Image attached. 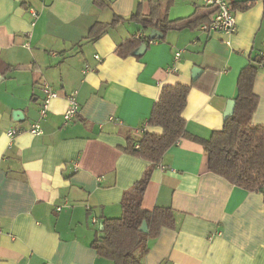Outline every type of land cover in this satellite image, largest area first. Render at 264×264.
I'll use <instances>...</instances> for the list:
<instances>
[{"label":"crops","instance_id":"crops-1","mask_svg":"<svg viewBox=\"0 0 264 264\" xmlns=\"http://www.w3.org/2000/svg\"><path fill=\"white\" fill-rule=\"evenodd\" d=\"M103 1L99 8L94 0H0V59L13 68L0 78V264H112L91 243L102 218L121 215L123 193L149 166L125 150L128 138H139L135 129L160 134L147 119L162 86L197 78L204 89L190 90L181 114L191 138L178 139L152 166L141 199L145 211L172 209L175 224L148 240L142 262L264 264V186L247 191L209 172L197 140L222 128L238 74L261 49L262 0H227L230 7L252 1L231 9V35L173 29L125 57L118 44L149 29L120 21L95 41L89 30L114 16H147L150 0ZM158 1L170 20L207 22L211 12L199 0ZM42 83L57 94L44 116ZM73 92L78 113L63 122ZM253 93L251 123L264 125V64Z\"/></svg>","mask_w":264,"mask_h":264},{"label":"trees","instance_id":"trees-1","mask_svg":"<svg viewBox=\"0 0 264 264\" xmlns=\"http://www.w3.org/2000/svg\"><path fill=\"white\" fill-rule=\"evenodd\" d=\"M251 3L252 1L233 3L231 9L236 5L240 9H247ZM262 3L264 20V0ZM94 4L99 8L106 6L103 0H94ZM149 4L150 12L147 16L136 12L127 19L114 16L110 23L93 24L89 30V38L94 41L99 39L109 26L120 21H135L150 32H159L160 36L155 35L153 38L149 37L150 34L145 37L140 35L119 43L116 53L125 57L136 52L142 43L162 40L169 30L197 28L206 22L205 17L170 20L167 6L163 8L158 0H150ZM261 64H264V59L257 54L241 69L236 81L233 113L225 119L222 128L213 131L209 138L197 139L203 145L208 171L247 191H255L264 186V125L251 123V116L257 105L253 82ZM11 70L13 68L0 59V78ZM195 87L204 89L199 86V78L190 85L176 83L162 86L147 119V124L161 128V133L143 132L138 139L132 136L128 138L125 150L144 158L149 166L140 179L123 193L120 201L121 215L117 218H102L99 224L100 235L91 243L97 255L112 264H143L142 260L148 251V240L157 236L161 228H172L175 224L172 209L155 207L151 211H145L141 208V199L151 177L152 166L160 162L165 151L178 139L190 137L181 114L190 90ZM205 90L212 92L213 85ZM142 221L147 224V232L139 230Z\"/></svg>","mask_w":264,"mask_h":264},{"label":"built area","instance_id":"built-area-1","mask_svg":"<svg viewBox=\"0 0 264 264\" xmlns=\"http://www.w3.org/2000/svg\"><path fill=\"white\" fill-rule=\"evenodd\" d=\"M201 4L205 7L211 8V12L208 17V21L201 24L199 29L203 32L207 33H223L226 35H231L234 33L236 29V19L234 14L232 13L231 7L227 0H199ZM29 15L31 19L34 21L37 18V10L35 8L30 7L28 9ZM27 43L24 45L27 47ZM258 56L261 59H264V39L261 43V49L258 52ZM175 58L179 57V52H176L174 55ZM97 59V57L95 56ZM263 65V64H261ZM260 65V66H261ZM43 92V99L41 102V116H44L47 113L48 106L50 101L57 96L54 89L47 83H42L41 86ZM75 92L71 93L67 97L68 106L65 112L62 115L63 122H68L73 119L78 113V104L75 100ZM37 125H34L35 131ZM16 131L9 130L7 135L9 138H13ZM143 134L142 129H135L134 135L140 137ZM137 147V146H136ZM59 210V208H57ZM96 219H92L93 223H96Z\"/></svg>","mask_w":264,"mask_h":264},{"label":"water","instance_id":"water-1","mask_svg":"<svg viewBox=\"0 0 264 264\" xmlns=\"http://www.w3.org/2000/svg\"><path fill=\"white\" fill-rule=\"evenodd\" d=\"M155 35L160 36L159 32L152 30V31L150 32L149 37H150V38H153ZM146 46H147V45H146L145 43H142V44L137 48L136 53H137V54H138V53H142V52L145 50ZM199 72H200V70H199L198 68H196V67H195L194 69H192V78L194 79V78L196 77L197 73H199ZM234 107H235V101H234V100H230V101L228 102L227 109H226V112H225V119L228 118V117L233 113V111H234ZM139 230H140L141 232H147V224H146L145 221H142V223H141V225H140V227H139Z\"/></svg>","mask_w":264,"mask_h":264}]
</instances>
